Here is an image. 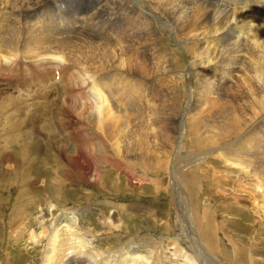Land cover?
<instances>
[{"label": "rangeland", "instance_id": "rangeland-1", "mask_svg": "<svg viewBox=\"0 0 264 264\" xmlns=\"http://www.w3.org/2000/svg\"><path fill=\"white\" fill-rule=\"evenodd\" d=\"M3 1L0 0V24L3 20L26 19L25 15L19 16V9L15 11V4H5ZM232 1L234 0L230 2ZM251 2L252 0H246V5L239 6L247 7L252 4ZM55 3H58L61 10H65L64 12L71 18L76 20L86 18L88 24L85 29H82L81 35L85 37L83 40H86L88 44L99 43L100 46L109 49L110 42L102 43L100 39L103 36L98 37L92 32L100 31L103 26V24L99 25L100 21L94 19L97 10L95 4L89 5V0L83 4V0H80L78 5L77 2H72L73 8L67 11L62 0H56ZM219 4L227 7V0H220ZM147 11L152 15L151 9L147 8ZM84 12L87 16H82ZM150 20L157 35V49L165 56L167 62L165 72H159L157 75L162 81L161 84L171 88L172 92L151 101L146 110L138 105L144 116L142 122L133 121V112L126 111L124 118L127 121V127L114 145L116 147L121 140L124 144L122 153H114L110 148L111 143L99 138L100 132L91 116L96 112L92 103L86 101L88 95L86 93L91 91V80L82 81L81 78H87V76L79 68L78 71L74 70L72 75L75 82L80 80L81 83L85 82V86L80 89L85 92L82 91L83 96L85 94L86 96H79L77 100L75 99L76 102L73 104L75 106L70 107L64 102L65 98L60 97L55 91L56 89L63 93V90H66L76 95L73 88H77H68L63 81L53 78L57 76V73L58 77L62 76V68L65 66L62 61V63L59 61L49 64L46 60L43 62L36 59L40 61L39 63L24 59L20 55L19 57L23 60L19 61L16 59L18 55L9 48L7 50L11 51L10 54L13 53L11 55L15 56L14 58L10 60L3 56L4 53L0 55V72L7 75L13 72L14 75L15 66L19 65V74L26 82L25 86L14 83V87L19 91H12L11 97L14 101H8L7 97L10 96L11 90H5L7 83L5 76L3 82L0 81V153L6 150V153L13 155V162L14 164L17 162L18 166V168L13 167V170L5 171L4 166L8 163L10 165V162H4L5 154L0 158V264H43L45 248H49V243L45 241L39 245H31V242L26 241L25 236L23 239L19 237L16 239V236L13 238L10 231L12 224L19 218L17 212L26 214L25 219L36 220L40 215L37 202L43 198V192L31 191L29 196H25L24 192L30 188L33 189L27 188L26 182L23 181L25 171L27 176H31L25 180H29L27 182L30 180L33 182V175L42 172L41 179L36 181L38 187L46 185L50 188L56 184L54 179L61 177L68 179L59 182L63 187L59 192V204L55 203L58 210L51 211V208H45V205L43 209H47L44 216L46 220L50 218L48 221L51 220L52 215L64 216V213H72L68 214V219L73 217L74 221L76 218L78 224L73 231L75 229L79 233L87 232L88 238L85 235L78 234V236L84 242L86 239L91 240L88 243V251L83 249L76 251L74 247L75 254L88 253L104 264H208L209 259L205 257L206 250L201 249L200 246L198 251L192 249L193 234L197 236L196 233L199 232V239L209 249L208 253L215 264H251V256L254 264H264V222H257V216L253 215V212H256L255 205L252 203L254 201L251 200L249 204H246V201L239 203L234 200V194L228 191L231 187L224 181L225 179L214 180L217 184L216 190L210 187L213 180L212 170H224L220 167L222 162L216 158L221 155L223 149L221 145L224 144L218 135V129L221 128L220 125L224 119L222 112L228 109V120H233L234 113L238 111L233 97L238 96L239 91H228L224 94V99L220 94L214 97L208 96L197 105L200 97L196 90V82L191 75L187 53L179 46L180 43L172 28L162 26V22L160 25L152 18ZM89 21L96 23V27ZM11 27L12 24L8 26V28ZM72 40H74L73 44L83 43L78 36ZM144 41L147 42L144 49L153 46L148 43L149 40L144 39ZM72 47L70 45V48ZM85 48L90 50L91 45ZM132 52L140 55L143 50L133 49ZM39 64H43L41 67L51 65L48 71L53 72V75L49 84L57 83V87L53 90L46 87L48 78L39 74ZM26 75L31 78L26 80ZM172 77L174 79L170 80ZM40 84L42 89L39 88ZM164 93L165 91L161 94L164 95ZM22 101L27 104H22ZM212 103L213 116L204 111V106L209 110V105ZM189 104H195L196 108L190 113L188 123L182 128L180 121L185 117ZM24 111H27L26 114L19 118L18 115ZM112 113H116V110ZM170 117L176 118V134L180 133V136L176 137L174 145L179 147L176 161L169 162L171 169L170 166L165 169L168 149L147 144L146 133L149 131L156 133L160 127L168 126ZM29 120H32L39 129L37 140H33L37 134L34 127H30ZM146 120L149 121L146 122ZM19 122L20 125H18ZM160 122L166 124L161 126ZM104 124H106L105 121ZM81 132L88 134L83 137L84 160L76 154V156L65 153L56 155L57 149H53V145L57 142L55 137L64 142L58 147L60 150L65 149L74 154L73 152L77 151L74 136ZM33 134L35 136L32 137ZM174 137L175 133L172 132V142ZM160 139L161 135L156 134L157 143H160ZM32 140L42 146L38 152L30 150ZM210 143L214 150L210 149ZM103 149L108 152V156L103 157ZM228 157L227 155L224 158ZM72 160L77 161L74 164ZM84 169L90 170L93 178L86 177L90 174L88 170L84 173L86 175H83ZM168 171L174 173L175 180L171 179ZM64 173L66 175L62 176ZM220 183H222L221 186H219ZM222 189L225 191L223 194L220 192ZM229 194L231 196H228ZM259 195L256 198L261 199ZM29 197H31L30 200H28ZM237 210L244 211L239 214L242 217L237 215ZM206 214L207 219L201 221ZM232 216L235 217L234 220ZM18 223L13 226L17 227L21 224ZM47 224L50 227V222ZM214 224L217 226L215 229ZM33 227L40 230L39 225ZM60 233L58 232L57 236H60ZM209 235L211 241L208 244L206 237ZM196 236L195 240L198 241ZM65 241L66 243L68 241L67 244L72 242L68 238ZM67 253L69 255L70 251ZM89 262L87 263L94 264Z\"/></svg>", "mask_w": 264, "mask_h": 264}, {"label": "bare ground", "instance_id": "bare-ground-1", "mask_svg": "<svg viewBox=\"0 0 264 264\" xmlns=\"http://www.w3.org/2000/svg\"><path fill=\"white\" fill-rule=\"evenodd\" d=\"M55 1L4 0L3 3L5 4H15V11L19 9V16L25 15L26 19L22 21L15 16L17 20L2 21L0 24V55L4 53L5 55L3 56L11 60L15 57L11 54L19 52V55L27 60L36 61L38 59L43 62L46 60L49 64L62 61L65 65L63 68L61 67L62 76L58 77L57 73V76H53V78L60 80V82L63 81V84L68 88H77H73L77 97L71 91L66 90H63L62 93L55 89L56 93L60 97L65 98L64 102L70 107L75 106L73 104H75L74 102L79 96L85 97L88 94L86 101L90 104L92 103L96 112L91 116L100 132L99 138L102 141L105 140L111 143L110 148L114 153H122L124 152L123 142L119 140L117 146L115 147L114 145L117 138H121L127 127V121L124 118L126 111L130 110L133 112V121L142 122L144 116L139 106L146 110L148 108L147 105L151 101L158 97L167 96L172 92L171 88L161 84L162 81L157 75L159 72H165L167 62L165 56L157 49V35L152 28L153 24L150 18L157 21L160 25L162 22V26L165 25L170 29L172 28L176 39L180 43L179 46L187 53L190 60L191 75L196 82V90L200 97L197 105L202 103L205 97H214L220 94L224 99V94L228 91H239V95L233 97L234 103L238 106V111L234 113L233 120H228V109H224L222 112L224 119L222 125H220L221 128L218 129V135L224 144L221 145V148H223L221 155L216 156V158L222 162L220 167L224 170H212L213 180L210 187L216 190L217 184L214 180L225 179L224 181L229 183L231 187L228 191L232 192L230 194H234L233 199L239 201V203L240 201H246V204L253 200L254 202L252 203L255 205L256 212L252 214L254 217L257 216V222H264V0H252L253 6L250 4L251 6L247 5V7L239 6L246 5V0H234L232 2L227 0V7H222L219 4L220 0H89V5L95 4L97 7L94 19L100 21L99 25L103 24L100 31L93 30L92 32L98 37L103 36L100 39L102 43L110 42L108 50L106 47L100 46L99 43L92 42L88 44L86 40H83L85 37L81 34L82 29H85L82 24L84 20L71 18L68 13L64 12L65 10H61V6L57 5L58 3L56 4ZM62 1L65 4L64 8L69 11L74 6L72 2H77L78 5L80 0ZM85 3L86 0H83V4ZM147 8L152 10V15L147 11ZM58 11L64 16V30L61 22L54 18L53 13ZM89 23L94 24L93 26L96 24L91 21ZM10 24H12V27L8 28ZM9 35H11L10 39ZM76 36L83 43L73 44L72 41L74 40L72 39ZM144 39L149 40L148 43L153 46L144 49L147 43ZM94 40L96 39L94 38ZM7 42L11 43L7 44ZM70 45L73 47L70 48ZM88 45H91L90 50L85 48ZM8 48L13 53L10 54L11 51L9 52ZM133 49H140L143 52L139 55L136 52H132ZM8 60L7 62H9ZM40 61L36 62L40 63ZM42 65H38L39 74L48 78L46 87L53 90L54 87H57V83L49 84V80L53 75V72L50 73L48 71V69H51V65L41 67ZM78 68L87 76V78H81L82 81L91 80V91L87 92L85 96H83L84 91L80 89L85 86V82L81 83V80L75 82L73 79V71H78ZM14 75L13 72L10 75L0 72V81L3 82L4 76L7 80L5 90H11L9 91L10 96L7 97L8 101H14L11 95L14 91H19L14 87V83H21V86L26 84V82L22 79L19 80V77ZM30 78L28 75L25 76L26 80ZM173 79L174 77L170 80ZM41 86L40 84L39 88L42 89ZM164 91L165 93L162 95L161 93ZM25 103L22 101V104ZM26 108L28 107L26 106ZM195 108V104L187 106L185 117L180 121L181 123L178 122L182 124V128L188 123L190 113ZM114 110H116V113H112ZM213 110V103L209 105V110L204 106L206 114L213 116ZM26 112H22L18 117L21 118ZM103 120L106 124H104ZM148 121L146 120V122ZM29 122L30 127H34L35 134H37V136L33 134L32 137H35L32 139L37 140L39 129L32 120H29ZM175 122L176 118L170 117L167 123L168 126L160 127L156 133L151 131L146 133L147 144L163 146L168 149L165 158V169L170 166L169 162L174 163L176 161L179 147L176 144L174 145L176 137L180 136V133L179 135L176 134L177 124ZM20 124L19 122L18 125ZM159 124L164 126L166 123L160 122ZM172 132L175 133L173 142L171 140ZM156 134L161 135L160 143L155 140ZM87 135L86 132H81L74 136L77 148V151L73 152L74 154L65 149L60 150L58 147L64 142L55 137L57 142L53 145V149H57L58 152L57 154L55 152V154H76L84 160L83 137ZM33 140L31 141L30 150L38 152L42 146ZM210 149L214 150L211 143ZM5 151L0 153V158L5 154L4 162H10V165L9 163L6 164L4 170H13V167L18 168L17 162L15 164L13 162L14 156ZM102 153L105 155L103 157H106L108 152L103 149ZM227 155L229 157L225 159L224 157ZM72 161L75 164L77 160ZM87 170H82L83 175H86L84 173ZM60 171H65V169H60ZM88 171L90 172V170ZM30 172L32 171L30 170ZM26 173L25 171V179L23 181L26 182L27 188L32 187L33 189L30 188L27 192H24L26 193L25 196H29L31 191L43 192V198L37 202L40 215L38 219L36 218L37 221L30 218L28 220L25 219L26 214L24 216L23 212H17V215L19 214L18 220L12 226L10 223L12 237L16 236V239L18 237L21 239L26 237V241L31 242V245H39L43 241L49 243V248H45L43 264H88L87 262L89 261L94 264H104L101 260L99 262L88 253L77 252L75 254L74 247L76 251L87 250L88 243L91 240L88 241L86 239L84 242V240L79 238L78 234L87 237L86 231L79 233L74 229V233L73 228L78 227V224L76 218L74 221L73 217L68 219V214L72 213H64V216L52 215L51 213L52 218L50 221H48L50 218L46 220L44 216L47 209L44 210L43 205H45V208H51V211L55 212L58 210L55 203L59 202V192L63 187L59 182L68 179L65 177L54 179L56 184L50 188L46 185L38 187L37 180L41 179L40 175L42 172L33 175V182L31 180L30 182H27L29 180L25 181L31 177L27 176ZM64 175L66 173L62 176ZM80 175L84 177L82 174ZM170 175L171 179L175 180L174 173L171 172ZM86 177L93 178L91 172ZM51 188L53 190H50ZM220 192L222 194L225 193L223 189ZM230 194L228 196H231ZM258 194H260L259 198L261 199L256 198ZM30 199L31 197L28 200ZM32 207L34 208V205ZM240 211L237 212V215L244 212ZM205 216L201 221L207 219V214ZM239 217H242V215H239ZM234 218L232 216V220ZM47 222H50V227ZM15 223L21 224L14 227ZM34 225H39L38 229L40 230L38 231L37 228H34ZM215 228L217 226L214 224ZM58 232H61L60 236H57ZM196 234L198 241L195 240L196 235L193 234L192 249L198 251V248L201 247V249L206 250L207 254H205V257L209 259L208 264H215L208 253L209 249L200 241L199 232ZM67 238L72 242L67 244L68 241L67 243L65 241ZM206 239L209 244L211 241L210 235ZM195 241L197 242L196 244ZM67 251H70V257ZM62 261L64 263H61ZM251 264H254L252 256Z\"/></svg>", "mask_w": 264, "mask_h": 264}]
</instances>
